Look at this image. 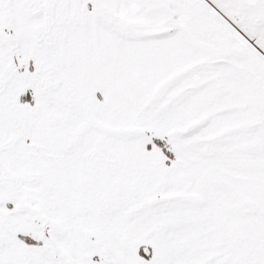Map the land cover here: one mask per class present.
Returning <instances> with one entry per match:
<instances>
[{"label":"snow or ice","instance_id":"6c2138e0","mask_svg":"<svg viewBox=\"0 0 264 264\" xmlns=\"http://www.w3.org/2000/svg\"><path fill=\"white\" fill-rule=\"evenodd\" d=\"M0 264H264V0H0Z\"/></svg>","mask_w":264,"mask_h":264}]
</instances>
